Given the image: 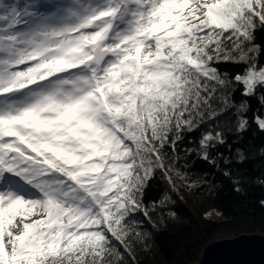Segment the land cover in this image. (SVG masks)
<instances>
[{
  "label": "snow or ice",
  "instance_id": "1",
  "mask_svg": "<svg viewBox=\"0 0 264 264\" xmlns=\"http://www.w3.org/2000/svg\"><path fill=\"white\" fill-rule=\"evenodd\" d=\"M260 28L264 0H0V264L134 261L185 132L230 114L245 131L237 91L264 105ZM223 143L210 129L186 154Z\"/></svg>",
  "mask_w": 264,
  "mask_h": 264
},
{
  "label": "trees",
  "instance_id": "2",
  "mask_svg": "<svg viewBox=\"0 0 264 264\" xmlns=\"http://www.w3.org/2000/svg\"><path fill=\"white\" fill-rule=\"evenodd\" d=\"M254 43L264 49V28L256 31ZM260 59L264 62V52ZM220 70L234 75L241 67L221 63ZM234 100L246 102L248 128L237 133L235 114H230L185 132L177 146L179 172H157L145 191L149 217L142 211L135 215L140 236L128 264H200L209 244L241 234L264 235V131L252 122L255 114H264V105L239 91ZM215 128L224 132L225 143L209 150V160L195 151L186 154L198 146L203 132ZM212 210L223 218H208Z\"/></svg>",
  "mask_w": 264,
  "mask_h": 264
},
{
  "label": "water",
  "instance_id": "3",
  "mask_svg": "<svg viewBox=\"0 0 264 264\" xmlns=\"http://www.w3.org/2000/svg\"><path fill=\"white\" fill-rule=\"evenodd\" d=\"M200 264H264V235L241 234L209 244Z\"/></svg>",
  "mask_w": 264,
  "mask_h": 264
},
{
  "label": "rangeland",
  "instance_id": "4",
  "mask_svg": "<svg viewBox=\"0 0 264 264\" xmlns=\"http://www.w3.org/2000/svg\"><path fill=\"white\" fill-rule=\"evenodd\" d=\"M207 217L211 218V219H215V220H221L223 218L222 215L219 212L215 211V210L210 211L207 214ZM231 238H233V237H231ZM224 239H227V238H224Z\"/></svg>",
  "mask_w": 264,
  "mask_h": 264
}]
</instances>
